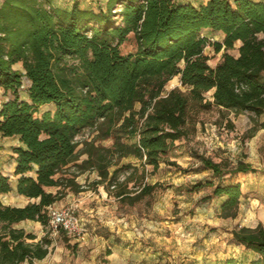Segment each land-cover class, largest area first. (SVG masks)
Returning a JSON list of instances; mask_svg holds the SVG:
<instances>
[{"label":"trees","instance_id":"1","mask_svg":"<svg viewBox=\"0 0 264 264\" xmlns=\"http://www.w3.org/2000/svg\"><path fill=\"white\" fill-rule=\"evenodd\" d=\"M204 33L222 35L212 42L221 51L214 66L204 53ZM130 34L136 48L124 54ZM175 76L185 89L166 90ZM0 90V133L20 136L12 147L16 187L0 173V264H34L49 254L52 240L15 225L31 220L47 227L49 206L68 191L86 189L76 180L79 173L97 171L95 185L133 205L157 188L147 181L149 173L161 163L176 165L167 154L190 134L194 112L264 113V0H106L97 9L78 0L70 6L2 0ZM42 105L53 109L40 110ZM86 128L97 134L78 148L77 136ZM105 139L111 144L97 143ZM196 157L218 178L208 183L211 195L225 196L224 216H235L241 185L222 182L255 170L242 160L232 165ZM11 191L29 201L5 204L1 196ZM232 239L256 256L217 264H264V225L235 228Z\"/></svg>","mask_w":264,"mask_h":264},{"label":"rangeland","instance_id":"2","mask_svg":"<svg viewBox=\"0 0 264 264\" xmlns=\"http://www.w3.org/2000/svg\"><path fill=\"white\" fill-rule=\"evenodd\" d=\"M73 1L55 0V4L70 6ZM78 1L82 6L95 9L106 2ZM200 1L204 0H194ZM204 34L209 37L204 53L209 58L208 63L214 66L220 60L221 51L214 50L215 36ZM135 48L134 36L130 34L121 51L126 54ZM176 86L185 89L179 76L172 78L165 89ZM211 93L207 92L206 98H210ZM50 106L42 105L40 110ZM189 125L188 137L176 141L174 149L167 154L176 165L161 163L157 171L149 173L147 181L157 183V188L133 205L121 203L103 184L95 185L93 181L99 178L97 171L87 170L77 175L76 180L86 189L79 193L68 191L54 204L57 208L75 207L84 229L80 237H69L71 247L67 249L74 254L75 262L87 264L95 248L108 253L111 250L109 240L121 241V260L130 258L131 262L138 255H142L143 263L151 264H217L226 258L248 261L256 256L252 250L233 241L232 231L241 226L264 225V113L256 116L247 111L221 112L212 107L194 112ZM96 134L94 128L82 130L77 136L81 142L78 148L83 146L82 141L91 140ZM111 142V139L97 141L103 145ZM197 153L215 161L228 159L232 165L242 160L255 170L226 175L222 182L241 185L242 196L235 216H224L221 206L225 196L211 195L213 186L208 182L217 183L218 178L210 170L203 169ZM85 157L86 154H82L77 162ZM121 162L137 161L124 158ZM118 176L121 179V172ZM209 195L211 197L207 198ZM1 200L14 205H25L29 201L15 191L3 194ZM15 226L23 227L37 238L46 235L52 242L57 241L59 247L60 241L65 243L63 234L50 237L47 227L40 222L24 220ZM155 257H159L156 263L153 262Z\"/></svg>","mask_w":264,"mask_h":264},{"label":"crops","instance_id":"3","mask_svg":"<svg viewBox=\"0 0 264 264\" xmlns=\"http://www.w3.org/2000/svg\"><path fill=\"white\" fill-rule=\"evenodd\" d=\"M184 1L198 3V2H194V0H184ZM205 1L206 0H204L203 2ZM215 39L221 40L222 35L220 33L215 34ZM15 67L18 69H22L20 63H17ZM1 93L2 91L0 90V95ZM49 109H53L52 106H50ZM18 144H20L19 136H3L0 133V173L4 175H8L12 179L13 178L16 179V177L14 176V169L16 167V162L14 159L15 153L13 152L12 147ZM15 187L16 186L14 184V188ZM18 228H23V227H18ZM57 243H58L57 241L52 242L49 254L41 260H35L34 264H81L80 262L78 263L74 261V254H71L69 252L66 243L60 241L61 243L60 247ZM69 243H71V239H69ZM104 243L106 242L104 241ZM108 243H109V248L111 250L108 253H105L103 251H100L99 248L93 249L89 254L90 261L87 264H151V262L143 263L142 255H138L132 262L130 261L131 260L130 258H127L126 260L125 259L121 260V241L115 242L113 240H109ZM144 258L147 259V257ZM158 261H159V257L158 258L155 257V259L153 260L154 263ZM21 264H30V263L29 261H24Z\"/></svg>","mask_w":264,"mask_h":264},{"label":"built area","instance_id":"4","mask_svg":"<svg viewBox=\"0 0 264 264\" xmlns=\"http://www.w3.org/2000/svg\"><path fill=\"white\" fill-rule=\"evenodd\" d=\"M49 223L47 225V232L50 237H57L61 231H64L69 237H80L84 229L81 228V222L75 207L57 208L49 206Z\"/></svg>","mask_w":264,"mask_h":264},{"label":"water","instance_id":"5","mask_svg":"<svg viewBox=\"0 0 264 264\" xmlns=\"http://www.w3.org/2000/svg\"><path fill=\"white\" fill-rule=\"evenodd\" d=\"M19 138H20V136H19Z\"/></svg>","mask_w":264,"mask_h":264}]
</instances>
